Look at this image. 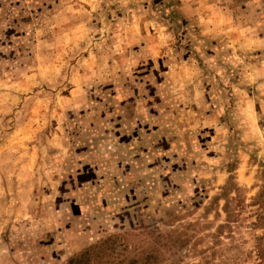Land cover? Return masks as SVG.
Returning <instances> with one entry per match:
<instances>
[{
  "label": "rangeland",
  "instance_id": "obj_1",
  "mask_svg": "<svg viewBox=\"0 0 264 264\" xmlns=\"http://www.w3.org/2000/svg\"><path fill=\"white\" fill-rule=\"evenodd\" d=\"M106 240L264 264V0H0V264Z\"/></svg>",
  "mask_w": 264,
  "mask_h": 264
},
{
  "label": "trees",
  "instance_id": "obj_2",
  "mask_svg": "<svg viewBox=\"0 0 264 264\" xmlns=\"http://www.w3.org/2000/svg\"><path fill=\"white\" fill-rule=\"evenodd\" d=\"M106 244H107V240L102 242L101 244L95 246L98 251L96 250V248H91V249H88V250L76 255L75 257L71 258V260H70L71 264H86V263H88V260H90L92 258V255L97 254V252L99 255V252H100L99 248L104 249L106 247Z\"/></svg>",
  "mask_w": 264,
  "mask_h": 264
}]
</instances>
